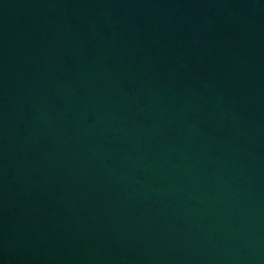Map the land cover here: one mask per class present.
<instances>
[{
    "label": "water",
    "instance_id": "water-1",
    "mask_svg": "<svg viewBox=\"0 0 264 264\" xmlns=\"http://www.w3.org/2000/svg\"><path fill=\"white\" fill-rule=\"evenodd\" d=\"M0 264H264V0H0Z\"/></svg>",
    "mask_w": 264,
    "mask_h": 264
}]
</instances>
